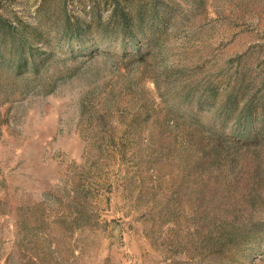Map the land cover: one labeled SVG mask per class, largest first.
Returning a JSON list of instances; mask_svg holds the SVG:
<instances>
[{"label":"rangeland","instance_id":"obj_1","mask_svg":"<svg viewBox=\"0 0 264 264\" xmlns=\"http://www.w3.org/2000/svg\"><path fill=\"white\" fill-rule=\"evenodd\" d=\"M3 21L0 264H264V0H0Z\"/></svg>","mask_w":264,"mask_h":264},{"label":"trees","instance_id":"obj_2","mask_svg":"<svg viewBox=\"0 0 264 264\" xmlns=\"http://www.w3.org/2000/svg\"><path fill=\"white\" fill-rule=\"evenodd\" d=\"M118 20H119V22L121 23V24H127L128 22H129V17H128V15L126 14V13H122L121 14V12H120V14H119V17H118ZM0 27H1V29H2V31L4 32V33H6V32H9V33H11L12 34V32L14 33V28H13V26L12 25H10V24H7L6 22H1V24H0ZM77 34V35H79L80 33H81V30L78 28V29H76L75 31H73V28H72V26H71V23L70 22H68L65 26H64V29H63V34L64 35H68V34ZM27 40H25V39H22V38H20V36H19V38L18 37H16V34H14L13 35V40H12V46L13 47H16L17 48V50H19L20 52H25V48H26V46H27Z\"/></svg>","mask_w":264,"mask_h":264}]
</instances>
